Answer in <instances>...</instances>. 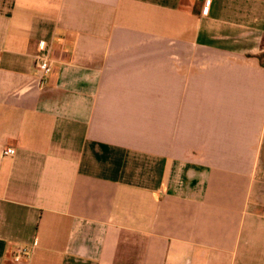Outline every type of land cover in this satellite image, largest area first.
<instances>
[{"label": "crops", "instance_id": "1", "mask_svg": "<svg viewBox=\"0 0 264 264\" xmlns=\"http://www.w3.org/2000/svg\"><path fill=\"white\" fill-rule=\"evenodd\" d=\"M205 1L0 0V264H264V0Z\"/></svg>", "mask_w": 264, "mask_h": 264}, {"label": "built area", "instance_id": "2", "mask_svg": "<svg viewBox=\"0 0 264 264\" xmlns=\"http://www.w3.org/2000/svg\"><path fill=\"white\" fill-rule=\"evenodd\" d=\"M210 0H206L204 11H207L209 8ZM36 67L38 68L42 78L48 76L52 72V61L49 52V44L47 42H41L39 45V53L36 56ZM4 155L13 156L14 150L8 148L4 151ZM29 250L27 248H19L14 254V259L16 261L21 260L22 258L27 257Z\"/></svg>", "mask_w": 264, "mask_h": 264}]
</instances>
